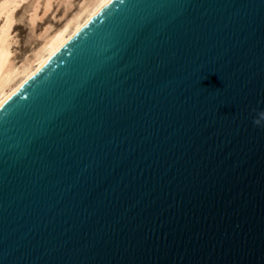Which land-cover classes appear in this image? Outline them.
<instances>
[{
  "label": "water",
  "instance_id": "1",
  "mask_svg": "<svg viewBox=\"0 0 264 264\" xmlns=\"http://www.w3.org/2000/svg\"><path fill=\"white\" fill-rule=\"evenodd\" d=\"M264 0H108L0 102V264H264Z\"/></svg>",
  "mask_w": 264,
  "mask_h": 264
},
{
  "label": "bare ground",
  "instance_id": "2",
  "mask_svg": "<svg viewBox=\"0 0 264 264\" xmlns=\"http://www.w3.org/2000/svg\"><path fill=\"white\" fill-rule=\"evenodd\" d=\"M20 1L0 0V102L41 67L108 0L79 1L78 8L67 16L58 28L46 33L32 53L24 57L21 63L16 64L11 59V30L15 19L14 10ZM50 2L51 0H43V12H47L48 7H51ZM38 3L39 0H37V4L35 3V6L33 5L34 12H32L33 14L30 17L31 22L37 16ZM45 30L47 31V28ZM41 34L43 35V31Z\"/></svg>",
  "mask_w": 264,
  "mask_h": 264
},
{
  "label": "rangeland",
  "instance_id": "3",
  "mask_svg": "<svg viewBox=\"0 0 264 264\" xmlns=\"http://www.w3.org/2000/svg\"><path fill=\"white\" fill-rule=\"evenodd\" d=\"M79 1L82 0H51V7H48L47 12H43V0H39L40 4L38 3L36 10L39 17L36 16L31 22L30 17L34 12L37 0H21L14 10V27L12 25L11 30L12 61L18 64L21 63L24 57L30 55L46 33L58 28L63 23L62 21L78 8ZM42 31L43 35L41 34Z\"/></svg>",
  "mask_w": 264,
  "mask_h": 264
},
{
  "label": "clouds",
  "instance_id": "4",
  "mask_svg": "<svg viewBox=\"0 0 264 264\" xmlns=\"http://www.w3.org/2000/svg\"><path fill=\"white\" fill-rule=\"evenodd\" d=\"M253 124L256 126H264V112H257L253 118Z\"/></svg>",
  "mask_w": 264,
  "mask_h": 264
}]
</instances>
